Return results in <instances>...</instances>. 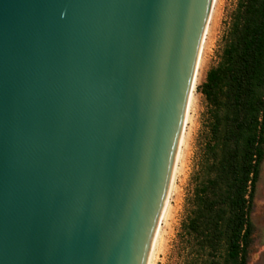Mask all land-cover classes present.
I'll return each instance as SVG.
<instances>
[{
	"label": "water",
	"instance_id": "95a60500",
	"mask_svg": "<svg viewBox=\"0 0 264 264\" xmlns=\"http://www.w3.org/2000/svg\"><path fill=\"white\" fill-rule=\"evenodd\" d=\"M213 0H0V264H148Z\"/></svg>",
	"mask_w": 264,
	"mask_h": 264
},
{
	"label": "trees",
	"instance_id": "16d2710c",
	"mask_svg": "<svg viewBox=\"0 0 264 264\" xmlns=\"http://www.w3.org/2000/svg\"><path fill=\"white\" fill-rule=\"evenodd\" d=\"M199 92L206 133L183 235L193 264H246L264 159V0H237L220 59Z\"/></svg>",
	"mask_w": 264,
	"mask_h": 264
},
{
	"label": "rangeland",
	"instance_id": "374dc122",
	"mask_svg": "<svg viewBox=\"0 0 264 264\" xmlns=\"http://www.w3.org/2000/svg\"><path fill=\"white\" fill-rule=\"evenodd\" d=\"M237 0H213L202 42L199 67L189 96L183 131L179 143L165 208L156 232L151 264H193L191 244L183 235L182 224L190 208L194 183L206 129L203 115L204 96L199 92L206 72L215 66L224 45ZM250 218L253 224L252 242L246 264H264V159L255 184Z\"/></svg>",
	"mask_w": 264,
	"mask_h": 264
},
{
	"label": "bare ground",
	"instance_id": "6f19581e",
	"mask_svg": "<svg viewBox=\"0 0 264 264\" xmlns=\"http://www.w3.org/2000/svg\"><path fill=\"white\" fill-rule=\"evenodd\" d=\"M213 3V2H212ZM212 7V6H211ZM210 12H211V10H210ZM209 15H210V13H209ZM208 19H209V17H208ZM208 22V21H207ZM207 25V24H206ZM205 35H206V28H205V31H204V35H203V38H202V42H203V40H204V38H205ZM202 42H201V46H200V50H199V55H198V59H197V63H196V67H195V73H194V76H193V81H192V85H191V90H192V86H193V83H194V81H195V79H196V76H197V73H198V67H199V56H200V51H201V47H202ZM190 93H191V91H190ZM189 96H190V94H189ZM188 101H189V98H188ZM187 105H188V103H187ZM186 111H187V108H186ZM185 115H186V113H185ZM184 120H185V118H184ZM182 134V133H181ZM180 139H181V136H180ZM179 143H180V140H179ZM178 148H179V145H178ZM177 152H178V149H177ZM176 156H177V153H176ZM175 159H176V157H175ZM174 165H175V162H174ZM173 168H174V166H173ZM172 174H173V171H172ZM171 178H172V175H171ZM170 183H171V181H170ZM169 187H170V185H169ZM169 191V190H168ZM168 195V194H167ZM166 199H167V197H166ZM165 204H166V200H165V203H164V207H163V210H164V208H165ZM163 210H162V213H163ZM162 213H161V216H162ZM160 221V220H159ZM159 225V224H158ZM155 243H156V238L154 239V243H153V247H152V250H153V248H154V246H155ZM152 250H151V252H152ZM151 257H152V253L150 254V257H149V261H148V264H151Z\"/></svg>",
	"mask_w": 264,
	"mask_h": 264
}]
</instances>
